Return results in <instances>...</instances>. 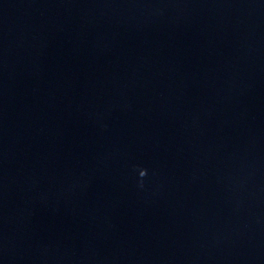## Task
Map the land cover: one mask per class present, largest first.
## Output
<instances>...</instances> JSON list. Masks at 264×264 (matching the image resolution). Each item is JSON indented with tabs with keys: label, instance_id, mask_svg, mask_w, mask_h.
<instances>
[{
	"label": "clouds",
	"instance_id": "9594fccd",
	"mask_svg": "<svg viewBox=\"0 0 264 264\" xmlns=\"http://www.w3.org/2000/svg\"><path fill=\"white\" fill-rule=\"evenodd\" d=\"M145 175H146V170H141V174H140V176L143 177V176H145Z\"/></svg>",
	"mask_w": 264,
	"mask_h": 264
}]
</instances>
